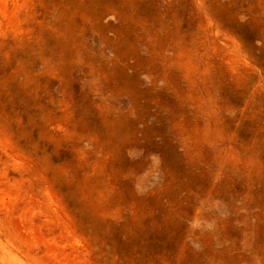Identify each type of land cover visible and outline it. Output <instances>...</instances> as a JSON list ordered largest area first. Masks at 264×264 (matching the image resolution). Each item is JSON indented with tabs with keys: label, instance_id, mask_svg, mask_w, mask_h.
Returning <instances> with one entry per match:
<instances>
[{
	"label": "rangeland",
	"instance_id": "374dc122",
	"mask_svg": "<svg viewBox=\"0 0 264 264\" xmlns=\"http://www.w3.org/2000/svg\"><path fill=\"white\" fill-rule=\"evenodd\" d=\"M0 264H264V0H0Z\"/></svg>",
	"mask_w": 264,
	"mask_h": 264
}]
</instances>
